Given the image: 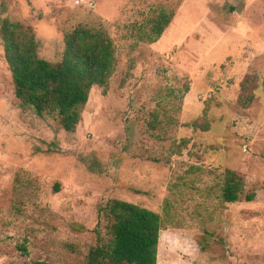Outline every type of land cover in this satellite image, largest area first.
<instances>
[{
  "label": "rangeland",
  "instance_id": "rangeland-1",
  "mask_svg": "<svg viewBox=\"0 0 264 264\" xmlns=\"http://www.w3.org/2000/svg\"><path fill=\"white\" fill-rule=\"evenodd\" d=\"M4 20L54 64L103 32L115 69L67 133L22 108L0 38V264H86L112 200L160 215L157 264H264V0H0ZM227 170L253 202L224 203Z\"/></svg>",
  "mask_w": 264,
  "mask_h": 264
},
{
  "label": "trees",
  "instance_id": "trees-1",
  "mask_svg": "<svg viewBox=\"0 0 264 264\" xmlns=\"http://www.w3.org/2000/svg\"><path fill=\"white\" fill-rule=\"evenodd\" d=\"M171 17L162 15L153 27L152 43L168 28ZM15 97L22 108L39 118H53L67 133H75L94 87L108 89L115 69V49L103 32L79 26L65 36L62 62L54 64L38 55L30 29L8 20L1 22ZM226 204L253 202L244 178L227 170L222 193ZM106 233L98 235L86 264H157L162 231L160 215L137 205L112 200L103 208ZM34 264H49L35 262Z\"/></svg>",
  "mask_w": 264,
  "mask_h": 264
}]
</instances>
